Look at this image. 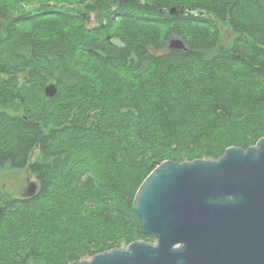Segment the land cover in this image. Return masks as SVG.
I'll list each match as a JSON object with an SVG mask.
<instances>
[{
    "label": "trees",
    "instance_id": "1",
    "mask_svg": "<svg viewBox=\"0 0 264 264\" xmlns=\"http://www.w3.org/2000/svg\"><path fill=\"white\" fill-rule=\"evenodd\" d=\"M238 4L0 0V167L26 169L38 186L0 194V264L154 242L131 206L157 163L214 160L264 137V0ZM173 5L201 15L172 16ZM212 20L238 32L230 43ZM170 35L187 51L168 50Z\"/></svg>",
    "mask_w": 264,
    "mask_h": 264
},
{
    "label": "water",
    "instance_id": "2",
    "mask_svg": "<svg viewBox=\"0 0 264 264\" xmlns=\"http://www.w3.org/2000/svg\"><path fill=\"white\" fill-rule=\"evenodd\" d=\"M167 11L201 15L183 5ZM167 49L187 51L173 35ZM56 92L54 82L45 85L46 97ZM37 187L29 181L22 196ZM131 207L154 242L135 240L67 264H264V137L246 149L229 146L214 160L157 163Z\"/></svg>",
    "mask_w": 264,
    "mask_h": 264
},
{
    "label": "rangeland",
    "instance_id": "3",
    "mask_svg": "<svg viewBox=\"0 0 264 264\" xmlns=\"http://www.w3.org/2000/svg\"><path fill=\"white\" fill-rule=\"evenodd\" d=\"M23 8H29L32 4L21 3ZM96 23L95 13H90V19L87 22L88 27H93ZM223 25L219 28L220 40L222 43H230L232 34L227 30L226 22H219ZM230 34V35H229ZM38 152L35 150L32 154V159L37 157ZM29 181H35L32 174L26 169H11L9 166L0 167V194L10 198L20 197ZM141 241V240H140ZM125 246H122L123 248Z\"/></svg>",
    "mask_w": 264,
    "mask_h": 264
},
{
    "label": "flooded vegetation",
    "instance_id": "4",
    "mask_svg": "<svg viewBox=\"0 0 264 264\" xmlns=\"http://www.w3.org/2000/svg\"><path fill=\"white\" fill-rule=\"evenodd\" d=\"M221 1L223 2V1H227V0H221ZM234 1H237V5L239 6V4H238L239 0H234ZM220 6H222V5H220ZM208 18H210V17H208ZM227 18H228L227 21H229L230 20V17L228 16ZM212 21L214 22L213 25L215 26L214 29L217 30V32H219V28L222 29L224 27L222 24L220 25L217 20H212ZM5 25H6V15L5 14H1V16H0V29L3 28ZM226 26H227V30L228 31L230 29L231 34L238 33L236 31H232L231 28H230V25L228 23H227ZM163 52L164 51H162V52L159 51L158 54H162ZM3 197H6L7 198V196H3ZM21 197H22V194H21ZM3 202H4V199H2L0 203L2 204ZM1 210L2 209H1V206H0V212H1Z\"/></svg>",
    "mask_w": 264,
    "mask_h": 264
}]
</instances>
